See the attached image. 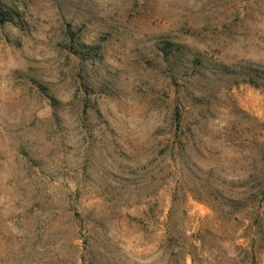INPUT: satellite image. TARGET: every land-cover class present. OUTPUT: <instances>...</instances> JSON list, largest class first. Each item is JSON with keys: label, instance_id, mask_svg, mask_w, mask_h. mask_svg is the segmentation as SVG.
I'll return each mask as SVG.
<instances>
[{"label": "rangeland", "instance_id": "obj_1", "mask_svg": "<svg viewBox=\"0 0 264 264\" xmlns=\"http://www.w3.org/2000/svg\"><path fill=\"white\" fill-rule=\"evenodd\" d=\"M10 1L0 264H264V0Z\"/></svg>", "mask_w": 264, "mask_h": 264}, {"label": "trees", "instance_id": "obj_2", "mask_svg": "<svg viewBox=\"0 0 264 264\" xmlns=\"http://www.w3.org/2000/svg\"><path fill=\"white\" fill-rule=\"evenodd\" d=\"M23 15L22 9L18 8L15 3L9 0V2L0 0V23L5 22H17L20 17ZM79 47L88 48L86 52L88 54L95 53L96 47L92 45H84L82 43L78 44ZM170 46V45H169ZM219 72L222 75H229L231 71L226 69L225 65H220ZM237 76L241 77V81L250 84L254 87L264 88V68L260 66L253 65L249 62H243L237 66ZM176 116L177 111H175ZM264 170V169H263ZM229 188L227 193H224L222 189L215 187L213 193L215 194V198H220V204L222 207H226L229 212H237L244 208L246 194H254L252 189H242L241 191H231ZM261 194L264 195V187L258 189ZM248 196V195H247ZM236 218V217H234Z\"/></svg>", "mask_w": 264, "mask_h": 264}]
</instances>
